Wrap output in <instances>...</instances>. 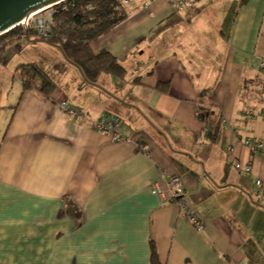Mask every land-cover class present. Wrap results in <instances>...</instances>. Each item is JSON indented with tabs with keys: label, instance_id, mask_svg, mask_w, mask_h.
<instances>
[{
	"label": "crops",
	"instance_id": "crops-1",
	"mask_svg": "<svg viewBox=\"0 0 264 264\" xmlns=\"http://www.w3.org/2000/svg\"><path fill=\"white\" fill-rule=\"evenodd\" d=\"M128 10L90 45L116 57L125 79H77L88 89L78 101L55 79L51 99L24 90L16 69L28 61L13 58L17 43L7 49L0 264H150L151 244L161 264H264V147L243 144L264 146V0H193L181 11L137 0ZM55 63L69 76L73 66ZM104 114L120 119L124 141L90 127ZM172 177L201 231L151 191Z\"/></svg>",
	"mask_w": 264,
	"mask_h": 264
},
{
	"label": "trees",
	"instance_id": "trees-1",
	"mask_svg": "<svg viewBox=\"0 0 264 264\" xmlns=\"http://www.w3.org/2000/svg\"><path fill=\"white\" fill-rule=\"evenodd\" d=\"M129 8L123 0H66L50 9L54 27L46 38H38L31 30L23 28H15L0 36V65L11 45L42 41L60 50L67 63L81 74L82 85L95 86L101 74L125 79L126 70L116 57L106 50L93 53L90 45L125 21ZM16 72L24 90H35L51 99L56 85L40 67L34 63L20 64ZM258 84V94H264V85L261 82ZM156 88L163 93L169 92L168 83H159ZM67 206L72 210L70 202ZM150 264H161L153 244L150 245Z\"/></svg>",
	"mask_w": 264,
	"mask_h": 264
},
{
	"label": "built area",
	"instance_id": "built-area-1",
	"mask_svg": "<svg viewBox=\"0 0 264 264\" xmlns=\"http://www.w3.org/2000/svg\"><path fill=\"white\" fill-rule=\"evenodd\" d=\"M137 0H123V4L129 8ZM153 0H140L142 7H148ZM175 9L182 10L186 6L190 5L193 0H170ZM43 12L37 13L29 17L25 22H23L18 28H23L25 30H31L33 34L38 38H46L52 28L54 27V22L51 13H46L42 15ZM40 15V16H39ZM260 69L264 71V65H260ZM63 111L67 114L71 120L83 119V114L76 109L63 106ZM90 127L104 135L110 137L114 142H121L125 140L122 134L121 121L113 114H105L101 116L98 120L91 123ZM243 144L249 146L251 151L257 152L263 149L262 142H255L250 144V140L246 139ZM234 169L239 173H250L251 166L249 164H242L240 162H235L233 164ZM256 186L258 188L263 187L260 180L256 181ZM151 191L157 195L163 203L175 204L180 210L182 215L186 218L189 224L197 231L203 229L202 222L196 217L195 212L189 206V203L185 199L184 187L181 180L177 177L169 178L163 185L153 184ZM264 195V192H263Z\"/></svg>",
	"mask_w": 264,
	"mask_h": 264
},
{
	"label": "rangeland",
	"instance_id": "rangeland-1",
	"mask_svg": "<svg viewBox=\"0 0 264 264\" xmlns=\"http://www.w3.org/2000/svg\"><path fill=\"white\" fill-rule=\"evenodd\" d=\"M47 12L51 13L50 10H47L44 13H42L41 16L45 15ZM29 43H24V42L17 43L18 46H21V48L20 49L19 48L17 49L16 47L13 48V51H15L16 53V55L13 56L15 60L28 61L26 63H30V62L35 63L38 67H40L41 70L46 72V74L54 82L56 80L58 87L66 90L68 94L70 95V97L74 99L75 101H78L80 97L85 96L84 94L86 90H88L84 88L85 85L80 86V87L76 86L77 79L79 80V83L82 84V79H81L79 71L71 67L70 69H68L69 71L67 70L70 76L69 77L55 63V56H58V57L62 56L63 60H65L62 53L57 47H53V46L48 47L49 45L48 46L46 45H36L35 46V45H31L32 42L30 44ZM24 47H26L25 50H24ZM17 80L18 79H15V84H17Z\"/></svg>",
	"mask_w": 264,
	"mask_h": 264
},
{
	"label": "water",
	"instance_id": "water-1",
	"mask_svg": "<svg viewBox=\"0 0 264 264\" xmlns=\"http://www.w3.org/2000/svg\"><path fill=\"white\" fill-rule=\"evenodd\" d=\"M65 1L66 0H0V36L18 28L29 17L50 10Z\"/></svg>",
	"mask_w": 264,
	"mask_h": 264
}]
</instances>
